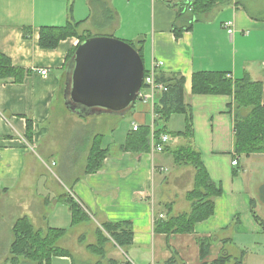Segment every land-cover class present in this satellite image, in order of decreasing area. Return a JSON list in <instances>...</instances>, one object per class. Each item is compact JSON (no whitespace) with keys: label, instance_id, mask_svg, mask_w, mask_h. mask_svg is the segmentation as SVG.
I'll return each mask as SVG.
<instances>
[{"label":"crops","instance_id":"1","mask_svg":"<svg viewBox=\"0 0 264 264\" xmlns=\"http://www.w3.org/2000/svg\"><path fill=\"white\" fill-rule=\"evenodd\" d=\"M68 21L80 22L78 30L92 36L143 40L148 69L158 65L157 71L184 76L185 99L193 111L192 144L200 151L211 179L222 189L214 199V213L197 222L193 232H158L155 220L191 210L186 195L194 185V167L178 166L168 151L135 154L121 149L134 124H153L150 101L135 102L127 111L131 114L129 127L119 133L111 116L114 113H108L107 121L104 113L66 115L80 131L81 148L65 157L63 175L69 182L56 179L58 184H54V179L46 176L51 166L42 153L57 165L52 156L56 149L50 121L56 103L60 98L65 101L67 56L80 38L70 36L56 48L45 49L40 45V30L64 26ZM0 52L26 72L21 82L0 80V264L11 262L13 226L24 216L45 232L67 229L58 245L71 256H53L49 264L97 262L100 257L86 245L96 243L97 228L106 221H130L134 237L128 248L109 240L104 264H111L110 259L164 264L172 257L171 249L187 264L210 263L221 255L231 256L230 264L238 257L243 264H264V225L260 223H264V153L235 152L234 117L229 108L232 95L192 92L193 74L203 70L223 71L233 79L249 75L264 83V0L218 3L198 16L186 10L182 0H0ZM42 69L47 73L42 74ZM28 121L32 122L31 138L27 136ZM107 124V133L98 128ZM90 125L93 130L87 128ZM184 128V114H174L167 124L170 132ZM107 134L112 140L106 139ZM100 135L102 147L109 149L104 167L87 174V158ZM169 136V147L187 141L183 136ZM168 166L173 172L166 173ZM66 197L77 201L90 220L72 225ZM79 226L83 233L79 246L72 249L66 241ZM205 238L212 243L202 258L201 240ZM17 264L35 263L20 258Z\"/></svg>","mask_w":264,"mask_h":264},{"label":"trees","instance_id":"2","mask_svg":"<svg viewBox=\"0 0 264 264\" xmlns=\"http://www.w3.org/2000/svg\"><path fill=\"white\" fill-rule=\"evenodd\" d=\"M231 0H193L194 16L211 9L218 3H229ZM80 22L68 21L64 26H43L40 30V45L45 49L56 48L62 39L70 36H78L80 42L91 37L88 32L78 30ZM182 29L176 30V36L181 35ZM140 53L143 60V40L128 41ZM76 48L68 56L69 62ZM145 67V73H148ZM25 69L14 66L12 60L0 52V80H12L21 82L25 76ZM155 79L166 86V90L159 91L155 98L152 125L139 126L137 130H131L127 134L126 141L121 145L123 151L135 154L151 151V136L158 140L162 133L172 136L187 138L184 144L176 147L165 146L164 151L172 155L178 166H193L195 169L193 188L187 193L191 202V210L177 216L158 217L155 220V231L170 233H189L194 231L195 224L209 218L215 210V197L221 194L222 189L211 179L201 157V153L192 144L194 136L193 111L185 99V78L179 73L167 74L157 71ZM65 91V88H64ZM192 92L195 94H229L233 96L230 103V112L234 117L235 143L234 150L239 155H251L264 153V83L253 80L249 75L239 79L228 77L223 71H197L192 78ZM174 114L185 115V128L182 131L170 132L167 124ZM85 116L84 114H80ZM33 134L32 122L28 121L27 136ZM103 135L96 136L91 147L85 173H96L104 167V161L108 154V148L102 147ZM64 196V195H63ZM72 211V225L90 220L89 214L73 198L66 197ZM170 211V204H167ZM257 219L259 217L256 215ZM260 223H264L260 220ZM65 228H49L46 232L35 228L31 220L24 216L19 218L13 226L14 239L10 247L11 262L17 264L20 258L30 260L35 264L50 263L53 256H71L69 250L58 245V241L66 234ZM134 231L130 221L104 222L97 228V241L86 247L99 255L95 263L82 262L73 264H104L106 257L105 244L113 240L116 245L128 248L133 243ZM212 240H201V256L205 258L210 249ZM172 250V257L164 264H187L179 254ZM232 257L221 255L212 262L204 264H230ZM111 264H132L127 260H109ZM233 264H243L240 257L235 258Z\"/></svg>","mask_w":264,"mask_h":264},{"label":"water","instance_id":"3","mask_svg":"<svg viewBox=\"0 0 264 264\" xmlns=\"http://www.w3.org/2000/svg\"><path fill=\"white\" fill-rule=\"evenodd\" d=\"M144 75V60L128 41L91 36L79 43L68 63L65 105L69 111L85 116L124 114L138 100Z\"/></svg>","mask_w":264,"mask_h":264},{"label":"rangeland","instance_id":"4","mask_svg":"<svg viewBox=\"0 0 264 264\" xmlns=\"http://www.w3.org/2000/svg\"><path fill=\"white\" fill-rule=\"evenodd\" d=\"M248 10L251 13H253L251 7H248ZM146 65L147 64L145 63V67H147ZM142 90H144V87L142 88ZM80 109L81 108H76V111H79L82 113L83 110H80ZM129 109H131V108H129ZM129 109L127 111H129ZM61 114L63 116L62 118L60 117ZM66 115H70L71 117L77 116L76 113L67 110V107L65 105V101H62V98H60L59 101L56 103V107H55V110L53 113V118L50 121V125L53 129V133H52V138H53L52 140H54L53 145L55 146V149H56V151L53 153L52 156H53V159H55L57 161V165L56 166L52 165V158L50 155L47 156L46 154L42 153L43 160L51 166V170L46 169V171H47L46 176L54 179L53 180L54 184H58L56 179H59V180L65 181V182H69V180L66 179V177L63 175V172L66 171L65 157L67 154H71V152H74V153L79 152V149L81 148V137L79 135L80 131L78 130V127L73 125L70 118L69 119L66 118ZM102 115H103L102 117H105L104 118L105 121H107L108 118L110 117L109 116L110 114H108V113H104ZM124 115H126V116H123V114L111 115L112 117H114L113 119L115 121V125L117 127H120L118 129V133L122 131L123 127H125V128L129 127L130 122H129V120H127V118L130 117L131 114L129 112H127ZM179 115H182V114H179ZM108 127H109V125L107 124V125H103L101 128L100 127H98V128L100 130H102V132L107 133ZM87 128H89L90 130H93L94 125H90ZM112 138H113V136H110V134L106 135V139L112 140ZM36 150H37V152L41 153L40 148H37ZM63 157H64V159H63ZM167 168L168 169H167L166 173L173 172L172 166H168ZM75 173L80 174L79 169H75ZM67 184H69V183H67ZM56 186L57 185H55V187ZM82 227L83 226H79L70 232V235L66 241L68 247L74 249L73 247L79 246L78 238H79L80 234L83 233ZM89 251L92 252L91 250H89ZM92 253H94V252H92ZM9 264H11V262Z\"/></svg>","mask_w":264,"mask_h":264},{"label":"built area","instance_id":"5","mask_svg":"<svg viewBox=\"0 0 264 264\" xmlns=\"http://www.w3.org/2000/svg\"><path fill=\"white\" fill-rule=\"evenodd\" d=\"M182 5L183 7L188 10V11H192L193 10V0H182ZM157 66L158 65H153L149 70L148 73L144 75V79H143V86L144 90H140L139 92V96L138 99H141L145 102H151L153 107H154V103H155V98L156 95L159 91H163L166 90V86L163 83H159L156 81L155 79V75L157 72ZM42 74H46L47 73V69H42L41 70ZM228 77H231L230 74H227ZM145 89H147L148 91L146 92ZM155 117V113L153 111V119ZM139 127L138 124H134L133 125V129L137 130V128ZM170 140V136L167 133H162L159 137V139L157 140L155 135L152 134L151 136V151L152 152H162L164 151L165 146L168 144ZM238 163L237 159H234L232 161L233 165H236Z\"/></svg>","mask_w":264,"mask_h":264}]
</instances>
